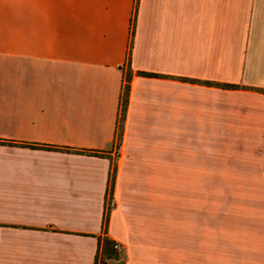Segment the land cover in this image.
I'll list each match as a JSON object with an SVG mask.
<instances>
[{
  "label": "crops",
  "instance_id": "crops-1",
  "mask_svg": "<svg viewBox=\"0 0 264 264\" xmlns=\"http://www.w3.org/2000/svg\"><path fill=\"white\" fill-rule=\"evenodd\" d=\"M226 149L238 195L264 198V0H0V264H94L113 162L107 264H210L162 251V212Z\"/></svg>",
  "mask_w": 264,
  "mask_h": 264
},
{
  "label": "rangeland",
  "instance_id": "rangeland-1",
  "mask_svg": "<svg viewBox=\"0 0 264 264\" xmlns=\"http://www.w3.org/2000/svg\"><path fill=\"white\" fill-rule=\"evenodd\" d=\"M210 161L230 165L221 168L223 173L211 165L207 181H178L175 195L164 203L162 239L171 241L162 244V251L208 253L210 264L216 263L211 259L218 253H249L263 264L264 198L255 192L250 197L238 195V183L231 179L232 150H223Z\"/></svg>",
  "mask_w": 264,
  "mask_h": 264
},
{
  "label": "trees",
  "instance_id": "trees-1",
  "mask_svg": "<svg viewBox=\"0 0 264 264\" xmlns=\"http://www.w3.org/2000/svg\"><path fill=\"white\" fill-rule=\"evenodd\" d=\"M133 35V31L131 33V37ZM130 49H131V41L129 44V50H128V58L126 62V66L124 67L123 70V84L121 88V94H120V112H119V117H118V123H117V128H116V145L118 146L121 140L122 136V128H123V122L125 119V114H126V108H127V101H128V95H129V89H130V80L132 77V71L130 69ZM137 75L140 76H145V77H157L158 75L156 74H151V73H145V72H137ZM181 81H187L190 83H198V84H203L207 86H216L224 90H234L238 89V85H233V84H216V83H211L208 81H199V80H191V79H186V78H179ZM45 148H50V147H45ZM78 153H84L88 155H96V156H104V154L95 152V151H76ZM115 169L116 165L113 162L111 164L110 168V175H109V180H108V188L106 191V204H105V209H104V215L102 219V236L98 237V245H97V251H96V256L94 260V264H107L109 261H116V262H121L122 255L121 251L116 250L114 248L116 242L111 240L110 238L107 237V224H108V218L110 211L112 209V199H113V188H114V179H115Z\"/></svg>",
  "mask_w": 264,
  "mask_h": 264
},
{
  "label": "built area",
  "instance_id": "built-area-1",
  "mask_svg": "<svg viewBox=\"0 0 264 264\" xmlns=\"http://www.w3.org/2000/svg\"><path fill=\"white\" fill-rule=\"evenodd\" d=\"M114 248L120 251V246L117 243L115 244Z\"/></svg>",
  "mask_w": 264,
  "mask_h": 264
}]
</instances>
